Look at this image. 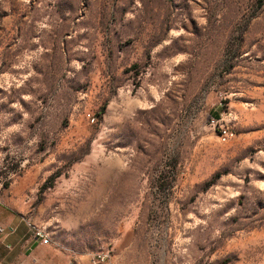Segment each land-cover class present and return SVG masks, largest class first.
Masks as SVG:
<instances>
[{"label": "rangeland", "instance_id": "obj_1", "mask_svg": "<svg viewBox=\"0 0 264 264\" xmlns=\"http://www.w3.org/2000/svg\"><path fill=\"white\" fill-rule=\"evenodd\" d=\"M28 225L13 264H264V0H0V264Z\"/></svg>", "mask_w": 264, "mask_h": 264}, {"label": "crops", "instance_id": "obj_2", "mask_svg": "<svg viewBox=\"0 0 264 264\" xmlns=\"http://www.w3.org/2000/svg\"><path fill=\"white\" fill-rule=\"evenodd\" d=\"M5 242L8 244V248L11 249L8 256L5 258L6 260H4L5 264H13L14 260L12 259H14L15 256H17V254H19V252L23 249H30L34 253H37L41 249L38 242L31 239L24 242L22 237H19L18 233L7 238ZM36 263L39 262L36 260Z\"/></svg>", "mask_w": 264, "mask_h": 264}, {"label": "built area", "instance_id": "obj_3", "mask_svg": "<svg viewBox=\"0 0 264 264\" xmlns=\"http://www.w3.org/2000/svg\"><path fill=\"white\" fill-rule=\"evenodd\" d=\"M30 228V231L33 236V240L38 242L40 245H47L49 242V239L47 238L45 232L39 228H36L35 226L28 225ZM14 229L8 228L7 232L12 233ZM6 230L3 228H0V235L5 234ZM108 260V255L105 253L96 254L91 257L90 262L91 264H105V262Z\"/></svg>", "mask_w": 264, "mask_h": 264}]
</instances>
